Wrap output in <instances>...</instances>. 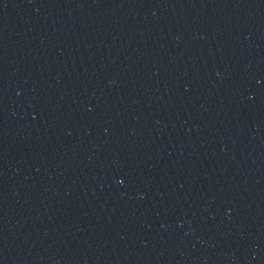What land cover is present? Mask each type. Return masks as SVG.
Segmentation results:
<instances>
[{
	"label": "water",
	"instance_id": "95a60500",
	"mask_svg": "<svg viewBox=\"0 0 264 264\" xmlns=\"http://www.w3.org/2000/svg\"><path fill=\"white\" fill-rule=\"evenodd\" d=\"M0 76L176 264H264V0H0Z\"/></svg>",
	"mask_w": 264,
	"mask_h": 264
}]
</instances>
